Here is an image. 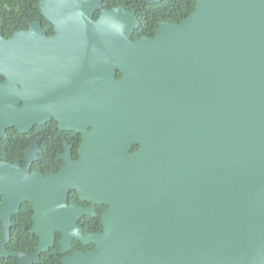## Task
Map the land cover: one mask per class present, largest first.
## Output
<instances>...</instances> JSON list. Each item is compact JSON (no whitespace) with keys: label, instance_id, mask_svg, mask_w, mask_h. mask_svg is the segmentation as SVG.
<instances>
[{"label":"water","instance_id":"water-1","mask_svg":"<svg viewBox=\"0 0 264 264\" xmlns=\"http://www.w3.org/2000/svg\"><path fill=\"white\" fill-rule=\"evenodd\" d=\"M101 3L43 0L53 36L37 21L0 37V136L48 121L39 72L44 84L54 67L99 56L108 76L80 161L45 178L0 163V259L37 262L6 251L11 218L30 202L39 253L56 231L62 253L75 239L96 245L62 264H264V0H196L181 24L163 22L155 37L136 41L135 13ZM115 67L125 75L118 83ZM56 117L66 129L65 113ZM138 138L142 149L125 156ZM71 191L108 206L101 233L82 236L74 226L92 210L68 209V223L51 219Z\"/></svg>","mask_w":264,"mask_h":264},{"label":"flooded vegetation","instance_id":"flooded-vegetation-1","mask_svg":"<svg viewBox=\"0 0 264 264\" xmlns=\"http://www.w3.org/2000/svg\"><path fill=\"white\" fill-rule=\"evenodd\" d=\"M103 10V8H102ZM101 13V11H98ZM97 13V12H96ZM131 13V12H130ZM135 13V12H134ZM95 16V15H94ZM100 16V15H99ZM99 18V17H98ZM98 18L94 21H97ZM138 21V20H137ZM40 22V21H39ZM163 23V22H161ZM160 23V24H161ZM32 24V23H31ZM159 24V25H160ZM158 25V27H159ZM139 26V23H138ZM156 28V30L158 29ZM139 28V27H138ZM43 29V27H42ZM44 30V29H43ZM138 30V29H136ZM156 30L154 32V36L156 35ZM45 31V30H44ZM46 32V31H45ZM55 34L54 30H52V34L46 35L48 37L53 36ZM133 35V34H132ZM153 38L143 36L140 38ZM139 38V39H140ZM94 61H89L88 63L71 65L70 69L60 70L55 69V67L50 71V79L49 82H45L44 84L41 83V75L40 72L37 74L36 80V94L38 103H43L46 98L52 102L44 111L43 113L48 118V121L44 122L41 125H34L26 135L27 139L29 140V145L26 148H21L20 152L22 154V158L19 159L17 162H8L6 160L0 159V163H4L6 165L17 166L20 169H27V173L29 175L32 174H40L42 177H52L57 175L66 165L67 161L70 162H78L81 160V153L80 150L85 142L84 135H87V139L89 138L88 135H91L94 132L95 125L97 122L94 118L98 117L100 113L99 109V102L103 100L105 97L104 92L106 91V82L105 79L108 76L105 75L104 65L100 62V57L93 58ZM97 60V62H96ZM51 76L53 79H51ZM124 73L121 71L119 67L114 68V77L113 80L118 83L124 79ZM45 77V75H43ZM4 82V81H3ZM2 83V82H0ZM64 105V109L61 105ZM19 108L24 107V102H20L18 105ZM40 109V108H39ZM41 112V111H39ZM65 113L66 120H67V127L66 129L61 128V124L58 121V115ZM8 129L5 130V136H0V146L4 145V142L8 139ZM137 144H132L129 151L125 152V156H132L139 152L142 149L140 144V139L138 138ZM87 148V145L84 146ZM83 148V150L85 149ZM32 149V153H30V161L27 160V154ZM69 192L66 195V200L64 209H62V213L58 215L56 211V205L53 206L51 211L52 213L51 219L54 221H60V223H68L69 220L72 221L73 216L68 214L67 219H65V212L70 208H75V210H92V214H84L79 216L78 218H73L74 226L80 229L82 236L90 235V234H97L103 231V224H102V217L104 212L107 210L108 206L106 205H95L91 202L84 201L80 198L79 194L75 191L73 194ZM3 200L0 197V206ZM24 202L21 204L24 205ZM31 204L32 213L30 215L32 224L29 228V234L33 236V238H37L38 243L37 246L34 248L32 253H26L23 251V244L21 243L20 248L22 251L13 250L9 251L7 249L8 243L10 242L11 237V229L17 228L16 234H20L18 232L27 230L28 226L26 224H15L13 222V217L11 218V224L9 228V240L6 244V251L17 252L22 255H26L29 257H36L38 256L37 262H33L32 264H39L41 254L48 252L53 246L56 245L58 242V246L60 248V253L62 257L60 258V264H62V260L64 258L70 257L75 253L81 252L86 253L89 251H94L96 249V245L88 244L83 245L81 239H75L71 242V249L66 253H62V246H61V233L56 231L54 233V242L52 246L48 249V251L39 253L38 246H39V238L32 234V230L34 228V220L33 217L35 215V210L33 208V204ZM20 206V208H21ZM19 208V210H20ZM74 210V211H75ZM19 212V211H18ZM101 226L102 230L98 232H88L92 231L93 229L99 228ZM0 240L2 238V222L0 221ZM59 235V238L57 237ZM77 242L82 247H87L89 245H94L93 249L90 250H83L77 249L73 251V244ZM71 252V253H70ZM15 257H8V258H1V259H9ZM0 259V260H1ZM18 264L21 261L18 258ZM49 264H55L50 262Z\"/></svg>","mask_w":264,"mask_h":264},{"label":"trees","instance_id":"trees-1","mask_svg":"<svg viewBox=\"0 0 264 264\" xmlns=\"http://www.w3.org/2000/svg\"><path fill=\"white\" fill-rule=\"evenodd\" d=\"M41 1L43 0H0V37L9 39L16 32L26 31L31 23L37 21L42 23V27L48 35L52 34L53 26L44 19L39 9ZM101 4L103 10L122 7L126 12H135L139 28L134 31L131 40L136 41L143 36L153 37L161 22L172 25L181 24L195 12L196 0H162L154 4L149 3L148 0H102ZM99 15L100 12H97L94 19L96 20ZM3 81L4 78L0 77V82ZM7 132L8 139L4 145L0 146V159L17 162L22 158L20 149L28 147L29 140L26 135L20 134L16 128H10ZM74 192L72 191L71 194ZM31 213V204L25 203L21 206L18 214L13 217L15 224L23 223L28 228L22 231L23 234L21 232L16 234L17 228L11 229V239L7 246L9 251H22L20 245L24 243L22 252L32 253L37 246V238L34 239L28 231L32 224ZM101 230L102 228L99 226V228L88 232ZM57 237L59 238V235ZM93 248L94 245L82 247L77 242L73 244V251L77 249L86 251ZM61 257L62 254L57 242L48 252L41 254L39 264H49L50 262L60 264ZM0 264H18V260L15 258L1 259Z\"/></svg>","mask_w":264,"mask_h":264}]
</instances>
